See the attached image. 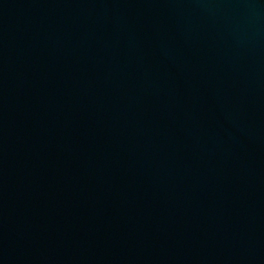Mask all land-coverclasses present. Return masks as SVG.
Returning <instances> with one entry per match:
<instances>
[{"label": "water", "instance_id": "water-1", "mask_svg": "<svg viewBox=\"0 0 264 264\" xmlns=\"http://www.w3.org/2000/svg\"><path fill=\"white\" fill-rule=\"evenodd\" d=\"M0 264H264V0H0Z\"/></svg>", "mask_w": 264, "mask_h": 264}]
</instances>
